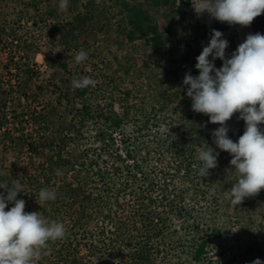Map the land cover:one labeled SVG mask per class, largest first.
Masks as SVG:
<instances>
[{
    "label": "rangeland",
    "instance_id": "obj_1",
    "mask_svg": "<svg viewBox=\"0 0 264 264\" xmlns=\"http://www.w3.org/2000/svg\"><path fill=\"white\" fill-rule=\"evenodd\" d=\"M59 3L0 0V90L9 88L8 79L15 84L20 77L16 65L32 70L29 78L21 73L28 79L22 87L24 97L22 91L10 90L7 96L0 93V102L8 107L7 118L0 120V158L6 167L3 183L13 187L19 177L35 170L30 160L37 165L62 143L61 149L67 151L63 155L75 149L87 153L88 165L78 179L98 173L93 185L103 188L99 196L103 200L92 204L118 210L120 203H131L132 192H152L155 204L137 206L135 217L138 225L156 222L154 228L166 239L169 255L173 254L172 264L264 262V190L233 206L230 189L239 173L230 164L233 157L213 142L212 133L220 125L192 110L183 84L186 73L199 75L195 65L205 41L198 38L196 27L211 24L213 19L207 12L196 13L197 0H68L66 9ZM139 10L147 17L146 25L155 27L159 40H151L152 34L140 37L133 32L131 13ZM249 34H256L252 23L229 26L222 37L228 41L226 58H231ZM80 50L88 58L77 64L75 56ZM59 62L66 63L67 69L58 66ZM214 63L217 69L223 65L220 59ZM82 77L96 81L85 97L76 95L72 86L74 78ZM85 104L90 113L87 117L82 109ZM99 110L104 118L96 117ZM239 116L235 113L226 122L233 142L245 131ZM116 118L122 119L120 126L113 123ZM259 127L264 131V124ZM100 139L105 140L103 146ZM207 145L219 155L217 167L205 177L200 174L198 154ZM91 149H102V159L108 162L95 161ZM161 154L178 168H171L166 178L159 172ZM50 172L49 168L48 172L40 170L39 189L61 191L77 186L68 167L61 176ZM164 185L169 199L179 203L184 214L176 215L174 205L161 199ZM31 195L30 206L35 207L38 199L34 197L39 193ZM116 195L120 202L111 205ZM56 197L60 198L58 193ZM59 200L39 201L41 207L60 205L69 210L70 197ZM202 240L208 241L206 255L195 261L193 250ZM80 251L87 253L83 247ZM95 252L93 249L97 255ZM73 254L69 247L51 258L68 264Z\"/></svg>",
    "mask_w": 264,
    "mask_h": 264
},
{
    "label": "clouds",
    "instance_id": "obj_2",
    "mask_svg": "<svg viewBox=\"0 0 264 264\" xmlns=\"http://www.w3.org/2000/svg\"><path fill=\"white\" fill-rule=\"evenodd\" d=\"M67 6L68 0H60L61 9ZM194 9L198 15L207 12L219 22L246 27L264 13V0H197ZM222 37L223 33L212 30L208 45L197 57L195 67L199 75L186 73L183 84L192 100V110L208 115L211 123L220 125L212 133L213 142L233 157L230 164L239 173L238 181L230 189L231 202L236 206L264 190V131L259 127L264 124V35L249 34L231 58H226L228 41ZM87 58V52L80 50L75 62L79 64ZM216 59L223 62L219 69L215 67ZM95 84L91 77L72 80L76 89ZM235 113L245 122V131L238 142L228 137L226 126ZM218 155L208 145L201 146L198 159L202 162L199 169L202 176H208L209 170L217 167ZM56 175L63 173L57 169ZM0 188L7 192L6 196L0 194V264H35L50 241L66 237V227L62 222L49 221L40 212H25L26 202L17 199L21 193L19 181L13 187L0 183ZM39 199L42 203L54 201L56 192L43 188ZM13 202L14 207L6 211ZM252 264L264 262L256 259Z\"/></svg>",
    "mask_w": 264,
    "mask_h": 264
},
{
    "label": "trees",
    "instance_id": "obj_3",
    "mask_svg": "<svg viewBox=\"0 0 264 264\" xmlns=\"http://www.w3.org/2000/svg\"><path fill=\"white\" fill-rule=\"evenodd\" d=\"M142 16L140 10L131 13L130 24L133 25V32L139 34L140 37H147L149 34H152L150 37L151 40H159L155 27L146 25L147 17ZM77 20L84 22L85 19L84 17L78 16ZM229 26L230 25L226 22H219L213 19L211 24L202 26L197 25L196 30L199 32L198 38L205 41L206 47L211 39L213 29L224 33L229 29ZM252 27L256 33L264 35V13L253 20ZM209 58H211V56ZM16 66L15 68L20 70L19 72L27 76V78H29V73L32 74V70L28 68L27 65H21V67H19V65ZM58 66L63 70L67 69L66 63L64 62H59ZM21 73H19L20 77L17 76L15 84H12L8 79L7 85L9 88L1 89L0 93L2 92L3 95L7 96L11 94L12 91L17 93L21 92L23 90L22 87L27 86L28 81V79H24ZM1 83L2 81L0 82V86H2ZM89 87L90 86L84 89H76V95L85 97ZM23 93L22 91L21 97H24ZM7 109L6 102H0V120H2V118H7ZM82 109L86 110L85 117H87L90 114L89 107L85 104ZM104 116L105 113L102 110H99L96 115L98 118H104ZM83 119L85 118L83 117ZM113 123L116 126H120L122 124V119L116 118ZM0 126L3 127L2 125ZM95 128L97 129V127ZM104 141L105 140L100 139L99 144L103 146L105 144ZM96 142H99V140ZM61 145L62 143L58 145L59 150L55 151V153H48L46 157L43 156L45 159H42V162H39L37 165H35L33 160H30L31 166L35 170L26 173L23 177H19L18 179L21 186V193L17 195V199H23L26 202L25 212L31 213L34 212V209L39 210L40 214L49 221L54 220L62 222L66 227V237L57 241H50L49 247L42 251L41 258L36 261L35 264H63L61 259H52L51 256L54 254L61 255V253L68 251L69 247H72L74 254L70 256L68 264H170L173 254L171 256L169 255L170 251L168 250L166 239L162 236L160 237L159 229H155L157 227L156 222L153 223V221L147 219L149 220L148 226L138 225V220L135 217L137 206H151L155 204L156 201L152 192L147 190L143 195L138 192H132L133 195L130 199L131 203H120L121 207H118V210L111 209L110 207H99L97 204L103 200L99 198V196H101L100 192H103V188L93 185L96 179L95 176H98V173L95 175L92 173L90 176L84 174L82 179H78V175L83 171L84 166L88 165V161L85 158L87 153L75 149L74 153L63 155V153L67 151L64 152L61 149ZM37 151H39V149H37ZM91 153L95 161L102 160V163L108 162L107 158L102 159V149L99 151L91 149ZM158 159L160 163L159 172L163 178H166L170 174L171 168L178 169L175 165L173 167L171 166L170 162L164 157V154L159 155ZM2 162L0 158V183H3L4 171L6 168ZM91 164L92 163H90V165ZM66 167L71 171L70 174L76 177L77 186L71 187L72 185H69V188L66 190L63 188L61 191L58 189L55 191H59L57 193L60 198L56 197V201L58 202L61 201L59 200L61 198L70 197L71 204L70 207H68L69 210L63 209L60 205L49 209L46 206L41 207L39 195H35L34 197L38 199L36 200V206H30L31 192L39 193L41 190V188L39 189L38 187V184H41L39 183L41 180L40 178L43 176L40 175V170L48 172L49 168L51 170L50 174L52 175L57 169L62 171ZM50 179V176L45 177L46 186L50 183ZM82 180H86V182L83 183ZM34 181H36L37 184L32 186L33 183L31 182ZM8 186L11 187L10 185ZM129 186L132 185L129 183ZM33 188L38 190L36 191ZM161 192V199H166L167 203L172 207L173 200L168 197L166 185L162 187ZM0 194L6 196L7 192L5 189H0ZM120 194V192L117 193V195ZM117 195L112 199L111 205L116 201L120 202L119 199L117 200ZM92 201L97 202V204H92ZM84 203L86 205H83ZM104 204H106V202H104ZM173 205L176 215L184 214V208L179 203ZM11 207H14V202L9 203L5 210L8 211ZM167 210H169V208H167ZM114 216L116 219L118 218V221L113 219ZM72 220L74 223H72ZM158 220L162 221L159 215ZM207 244L208 241L202 240L195 245L193 250L194 255L192 257L193 260L198 261L200 257L206 255ZM82 247L87 253L80 251ZM93 249H96L95 253H97V255L93 253ZM46 252L48 254H46ZM43 258H45V260H43Z\"/></svg>",
    "mask_w": 264,
    "mask_h": 264
}]
</instances>
